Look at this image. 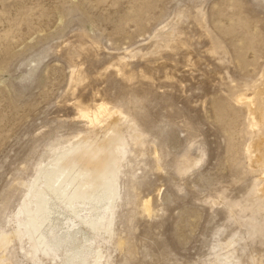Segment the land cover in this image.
Returning a JSON list of instances; mask_svg holds the SVG:
<instances>
[{"label": "rangeland", "instance_id": "1", "mask_svg": "<svg viewBox=\"0 0 264 264\" xmlns=\"http://www.w3.org/2000/svg\"><path fill=\"white\" fill-rule=\"evenodd\" d=\"M263 83L264 0H0V264H61L83 237L87 264H264L240 217L264 174L248 170L236 102ZM101 103L123 112L114 202H85L79 221L47 193L38 248L37 167L102 139L107 122L79 117Z\"/></svg>", "mask_w": 264, "mask_h": 264}, {"label": "bare ground", "instance_id": "2", "mask_svg": "<svg viewBox=\"0 0 264 264\" xmlns=\"http://www.w3.org/2000/svg\"><path fill=\"white\" fill-rule=\"evenodd\" d=\"M254 92L251 98L237 96L236 102L247 111V128L252 136L249 144L243 149V155L249 164L248 170L252 171L254 169H259L264 174V83L262 84V88ZM121 115H123V112L119 108L109 107L103 103L95 106L93 109H80L79 117L85 120L87 124L98 126L104 121L107 122L106 135H104L102 139H92L91 137L83 135L78 141L72 142L73 144L70 148H64L62 150L51 147V151H56L55 157L45 165L39 164L37 167L41 178L35 180L34 187L41 184L42 188L34 192L36 194L35 210L33 211L28 208L25 210V217L27 219L25 232L29 238L34 241V244H37L38 248L42 245L43 239L37 236V231H39L40 227L46 222L49 215V208L46 206L49 201L47 193L54 196L58 202L69 210V213L71 212L77 217L79 221L83 219L80 217L78 210L85 202L90 203L91 200L93 201L95 204L93 207L95 213L97 211V206L104 200L109 204L114 202L119 181V171H121L119 170V158H121V156L118 157L117 150L119 149H117L118 147L116 145H124V141L121 138V127L118 123V118ZM115 146L117 148H115ZM184 162H188L187 157L183 159V163ZM183 163H181V165ZM183 170L184 167H181L180 172ZM259 182H261V185L255 186L251 195L247 198L248 203L240 206V217L249 213L246 220L248 226L250 225V227H248L250 229L247 234L252 240L256 239L257 236H264V226L259 222L260 214L264 212V178ZM148 204L149 203L144 204V210L149 215L151 212ZM237 206L236 204H232L230 206L231 211ZM108 208L112 209L110 206ZM33 214L40 216L41 219L43 218L40 225L37 224V220L34 218ZM240 217H238V219ZM244 218L246 217L244 216ZM93 219L87 226H89L91 231H96L97 223ZM237 241L239 240H236V242ZM8 242V238H0V246H4ZM92 244L93 239L90 237H83L79 246L67 251L61 264H87L86 257L91 251ZM53 246L55 245L53 244ZM41 248V252L47 256V250H44L43 247ZM95 254L98 258L101 255L99 250H95ZM40 257L41 255L39 258ZM93 260V264H104L97 258ZM221 264L232 263L225 261Z\"/></svg>", "mask_w": 264, "mask_h": 264}]
</instances>
